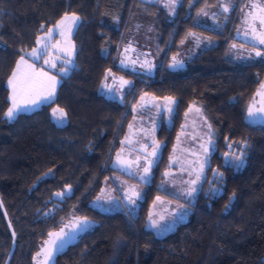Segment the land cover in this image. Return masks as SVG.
I'll return each mask as SVG.
<instances>
[{"label": "trees", "instance_id": "trees-1", "mask_svg": "<svg viewBox=\"0 0 264 264\" xmlns=\"http://www.w3.org/2000/svg\"><path fill=\"white\" fill-rule=\"evenodd\" d=\"M190 1L178 0L170 16L148 6L159 52L149 67L146 47L136 43L128 51L124 43L139 0H0V264H34L47 233L77 217L92 223L53 264H264V124L246 118L264 78V56L243 62L227 57L245 0H234L219 30L194 22L196 9L213 0ZM66 13L80 18L71 35L74 56L67 75L52 100L7 119L6 81L15 60ZM187 31L215 42L171 69L170 57ZM126 52L130 68L121 65ZM118 71L129 81L120 101L99 91L106 73ZM142 93L174 103L169 124L159 116L158 155L141 185V199L129 208L113 183L119 172L111 161ZM189 104L211 126L213 149L186 218L155 236L144 227L146 212L154 196L169 198L157 183ZM54 106L63 110V124L52 121ZM227 144L245 153L241 167L224 162ZM213 171L222 174L216 194L207 189ZM105 179L121 209L93 207ZM60 192L65 195L57 196Z\"/></svg>", "mask_w": 264, "mask_h": 264}, {"label": "rangeland", "instance_id": "rangeland-1", "mask_svg": "<svg viewBox=\"0 0 264 264\" xmlns=\"http://www.w3.org/2000/svg\"><path fill=\"white\" fill-rule=\"evenodd\" d=\"M194 1L195 0H191L189 5ZM233 3L234 0H213L211 3H204L201 7L196 9L194 13V22L204 27L219 30L227 20L228 13ZM149 5L154 6V8H163L169 16L172 14V7L166 6L169 5V0H139V6L130 16L127 24L124 43L128 44L126 48L129 50H133V46L136 47L138 44L141 45L142 48L146 47L151 60L148 63H146L145 60L143 61L146 63H144L145 65L148 64V66L150 65L149 67H151L157 62L159 52L156 47L154 16L153 12L148 9ZM253 5H257V7L253 8ZM225 7L228 8V11H224ZM260 7H264V0H245L244 4L240 5L241 14L239 15L236 29L239 30L242 25L252 23L250 13L259 12L256 16H263L264 14L260 12ZM202 10L206 12L207 15H204ZM72 15L73 13L62 15L54 24L40 32L36 37L35 44L26 51L24 55L15 60L6 81L9 102L4 116L8 108L11 107L10 97L12 95V88L9 86L8 81L12 77L14 71L18 72L21 79L33 72L37 74L43 72L47 73L48 76H54L59 82L61 76L64 75L60 69L64 67L69 68L72 65L65 64L67 60L73 62L74 56V46L71 35L75 25L72 24L70 19ZM65 16H67L68 19H64ZM61 21H63L61 28H56V25ZM114 22L115 19L110 24L113 23L115 25ZM53 29L52 37L49 39L47 34L49 30ZM69 29H71V31H69ZM61 31L63 35L60 34ZM214 42L215 41L210 37L187 31L178 42L177 50L172 56L176 61L178 60L184 64L194 57L202 48L210 46ZM33 49L39 50V58L31 55ZM228 49L227 57L234 62H243L248 60L247 58L253 57L251 52L247 51L245 47L239 46L238 43H230ZM69 52L71 55H68ZM21 57H23L24 63H21L18 70L17 63L21 60ZM46 61L48 62L46 63ZM173 63L174 59L172 61V64ZM52 64H55V67H53ZM181 66L182 65H178L175 68ZM41 79L46 78L41 77ZM110 81L111 77L109 76V72H107L100 84L99 91L108 98L120 101L122 94L128 88V83L117 86L111 84ZM259 88L262 90L264 89V78L260 82ZM37 92L46 95V89L44 88H37L33 92V95ZM28 98V96L18 97L21 101ZM166 98L170 97L158 98L143 93L138 97V100L132 106L131 117L128 121L126 131L120 140L119 148L115 152L117 155H120V151L122 153L128 152L131 155L133 153L131 148L136 146L145 147L146 151L155 147L156 140L154 138V132L158 124L159 116L161 115L165 123L169 124V118L172 113L174 100L172 98ZM46 102L48 101L41 100L39 104L35 106L30 105L27 110L23 112L35 109ZM197 109H199V107L195 104H189L184 110L172 147L167 156L165 167L161 172L162 177L157 183V187L168 194L169 198L160 195L154 196L146 212L144 227L150 230L155 236L165 234L170 231L176 223L186 218L189 211V204L193 201L196 194L188 196L187 193L192 187H195L198 191L200 183L204 178V169L208 163L207 158L213 149V133L200 109L199 111H197ZM249 109H251V107L248 105L246 112L247 120L258 124H264V116L256 117L252 109V114L250 115ZM59 110L60 108L56 106L52 107L50 109V117L54 123L63 124L65 122V116L63 114V118H61V112ZM241 152L240 149L231 146V144H227L226 151L223 154L224 162L232 166V163H230L232 162V156L240 155ZM232 167L236 168L234 166ZM115 169L120 173V167H116ZM119 173L113 175V183L117 187L123 202L129 206V208H133L142 196L141 181L136 178V173L130 174V176L135 179H130V181L125 180L126 178L119 175ZM147 177L148 174H138L140 180L145 181ZM220 179L219 173L214 171L211 173L207 180V189L210 194L219 192ZM193 181H196V183L193 184ZM131 201H134V203ZM91 203L93 207L103 211L121 209L122 206V201L115 196L112 186L106 179L103 181L98 193ZM74 219L75 218H71L65 221L64 224H68ZM153 222H156L159 227H154Z\"/></svg>", "mask_w": 264, "mask_h": 264}, {"label": "snow or ice", "instance_id": "snow-or-ice-1", "mask_svg": "<svg viewBox=\"0 0 264 264\" xmlns=\"http://www.w3.org/2000/svg\"><path fill=\"white\" fill-rule=\"evenodd\" d=\"M177 2H178V0H169V5H166V6H171L172 9L174 10V6L176 5ZM252 7L256 8L257 5H253ZM224 11H228V8L225 7ZM202 12H203V10H202ZM260 12L264 13V7H260ZM203 14L207 15L206 12H203ZM198 15H199V13H198ZM250 15H253V14L250 13ZM64 19H68V17L65 16ZM70 19H71L72 24L76 25L80 18L78 16H76L75 14H73ZM253 20H254V22L256 20H258L260 26L262 28H264V16L253 15ZM62 23H63V21L58 23L56 25V28H61ZM53 31H54V29L49 30V32L47 34V37L49 39L52 37ZM69 31H71V29H69ZM253 32L255 33V38L259 41V43L264 44V31L256 33V30L254 28ZM60 34L63 35V32L61 31ZM38 43H39V40H38ZM45 48H46V45H45ZM31 55L33 57L39 58L40 52L38 49H33ZM68 55H71V53L69 52ZM256 56H264V53H262L260 51H256ZM47 62L48 61H46V63ZM21 63H24L23 57H21V60L17 63V69L18 70L20 68ZM121 63H123V61ZM181 63L182 62L176 61L174 58V63L171 65V67L175 68L178 65H180ZM65 64L70 65V64H72V61L67 60V61H65ZM52 66L55 67V64H52ZM60 71L62 73H64L65 75H67L69 69L67 67H64V68H61ZM41 77H44L46 79H41ZM57 83H58V81L56 80V78L54 76H48L47 73L42 72V73L37 74V73L33 72L30 75H27L21 79L18 75V72L14 71L12 73V77L8 81L9 86L12 88V95L10 97L11 107L8 108L7 112L5 113V116L9 120H12L17 116V114L27 110V108L30 105L35 106V105L39 104L41 102V100H46V101L52 100L55 96ZM122 83H128V81H122ZM37 88L46 89V95L41 94L39 92H37L35 95H33V92ZM21 96H28L29 98L21 101L18 99V97H21ZM166 99H171V98H166ZM59 111L61 112V118H63V110L60 109ZM197 111H199V109H197ZM249 114L250 115L252 114L251 109H249ZM209 127H211V126L209 125ZM151 155L155 156L156 152L154 151ZM244 156H245V153H243V152H241L240 155H233L232 156V162H230V163H232V166L239 168L243 165ZM148 171H149V168H147V167L144 168L145 173H148ZM220 175H222V174H220ZM192 183L195 184L196 181H193ZM67 191L69 193L71 192V186H68ZM196 191H197V189L195 187H192L189 189L187 195L192 196L196 193ZM56 195L63 197L65 195V193L60 192V193H56ZM131 202L134 203V201H131ZM225 207L227 208L228 206L226 205ZM91 223L92 222L86 217L76 218L74 226L70 229L69 232H65L62 228L59 233H49L50 237L54 235L56 237V239L46 242V243H50L52 245V247L50 250L47 251L45 264H48V262L54 258L57 251L62 250L67 244L71 243L76 238V235L79 232L87 230L88 227L91 225ZM153 226L159 227V225L156 222H153ZM13 235H15V233H13Z\"/></svg>", "mask_w": 264, "mask_h": 264}, {"label": "flooded vegetation", "instance_id": "flooded-vegetation-1", "mask_svg": "<svg viewBox=\"0 0 264 264\" xmlns=\"http://www.w3.org/2000/svg\"><path fill=\"white\" fill-rule=\"evenodd\" d=\"M257 14H259V12L253 13V15H257ZM253 15H251V17H252L251 22L252 23L242 25L239 30H237L235 27V29L232 32V36H231L232 39H231L230 43H238L239 46L245 47V49L247 51L251 52V54L256 55V51H260V52L264 51V44H260L259 41L255 38V33L253 32V29L255 28L256 33H258V32L264 31V28H262L260 26L258 20H256L254 22ZM128 51H130V50L128 49ZM129 57H130V53L126 52V56L123 60V63H121V65L123 67H129L130 68V66H128V65L131 64L130 62H132L133 60L132 59L129 60ZM173 59H174L173 56H171L170 60L168 62L169 68L172 65ZM119 64H120V54H119ZM180 65L183 66L182 63ZM172 68L173 67H171V69ZM109 76L111 77V81H110L111 84H115L117 86L127 84V83H122V81H128V80L120 74V71H118V73L109 72ZM128 84H129V81H128ZM259 85H258V88L256 89V91L254 92L253 97L251 98V100L247 104V106L249 105L251 107V109H252V111L256 117L264 116V89L263 90L260 89L261 87L259 88ZM254 103H255V105H254ZM131 150H133L132 151L133 153L131 155L128 152H125L126 157H127V163L123 164V166L120 167V165H119L120 163H118V161H117L118 159L116 158V160H114L113 166L115 168L120 167L121 173H123L125 175V178H126L125 180H129V181H130V179L135 180L130 176V174L136 173L135 174L136 178L139 179V181H141V185H142V184L146 183V181L149 177V174H150V168L152 167V165L155 161L154 159L157 158L158 151H159V144L156 142L155 147H152L151 150H149V151H146L145 147H137V146L132 147ZM154 151L156 152L155 156L151 155ZM209 155H208V157H209ZM154 157H156V158H154ZM207 160H208V158H207ZM146 167L149 168L148 173L144 172V168H146ZM205 169H204V172H205ZM144 173L148 174V177L146 178L145 181L140 180V178H138V174H144Z\"/></svg>", "mask_w": 264, "mask_h": 264}, {"label": "water", "instance_id": "water-1", "mask_svg": "<svg viewBox=\"0 0 264 264\" xmlns=\"http://www.w3.org/2000/svg\"><path fill=\"white\" fill-rule=\"evenodd\" d=\"M114 160H115V156L113 157V159L111 161V166L112 167H113ZM77 218H79V217H77ZM75 220H76V218L73 221H70L68 224H62L58 228H56L55 230L50 231V232L47 233L46 237L42 240V242L40 243V245H39V247H38V249L36 251V259L34 261V264H45L47 251L50 250L51 247H52V245L50 243H46V242L56 239V237L54 235L50 237L49 236V233H59L62 228H63V230L65 232H69L70 229L74 226ZM83 232L84 231L79 232L76 235V238L78 237V235L82 234ZM71 243L67 244L66 246L70 245ZM64 248L62 250H64ZM62 250L57 251L56 254H55V256L58 255V254H60L62 252ZM53 259L51 261H49L48 264H53Z\"/></svg>", "mask_w": 264, "mask_h": 264}, {"label": "crops", "instance_id": "crops-1", "mask_svg": "<svg viewBox=\"0 0 264 264\" xmlns=\"http://www.w3.org/2000/svg\"><path fill=\"white\" fill-rule=\"evenodd\" d=\"M114 156H115V160H116V158L118 159L117 161H118V163H120V164H119L120 167L123 166V164L127 163V157H126V154H125V153H122V152L120 151V155H117V154L115 153ZM113 168H115V167L113 166ZM117 174H118V173H117ZM119 175L125 177V175H124L123 173H121V171H120V174H119Z\"/></svg>", "mask_w": 264, "mask_h": 264}]
</instances>
